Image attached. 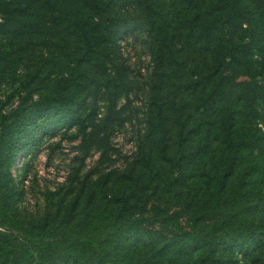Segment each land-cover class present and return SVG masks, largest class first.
I'll return each instance as SVG.
<instances>
[{"label": "trees", "instance_id": "16d2710c", "mask_svg": "<svg viewBox=\"0 0 264 264\" xmlns=\"http://www.w3.org/2000/svg\"><path fill=\"white\" fill-rule=\"evenodd\" d=\"M119 1L0 0V264H264V0H129L132 21ZM136 26L153 67L133 158L34 219L13 166L74 127L106 150Z\"/></svg>", "mask_w": 264, "mask_h": 264}, {"label": "rangeland", "instance_id": "374dc122", "mask_svg": "<svg viewBox=\"0 0 264 264\" xmlns=\"http://www.w3.org/2000/svg\"><path fill=\"white\" fill-rule=\"evenodd\" d=\"M116 4L115 11L130 21L140 14L139 9L129 0ZM120 46L129 67L126 81L130 91L118 101L124 119L107 132L106 150L102 151L95 146L85 151L81 136L77 134L78 127H74L65 134L59 132L42 140L38 147L20 155L12 168L14 177L19 179L21 175L23 178L22 206L34 219L44 214L48 195L53 194V199H56V194L61 198L67 196V201L71 198L76 185L75 174L80 178L91 174L95 178L104 169L123 167L136 152L138 140L144 131L153 65L145 44V34L138 26L120 39ZM12 89L11 85L0 86L2 112L14 105L10 98ZM105 105V100L98 101L97 117L100 119L105 112ZM87 108L88 105L83 107L85 113Z\"/></svg>", "mask_w": 264, "mask_h": 264}]
</instances>
